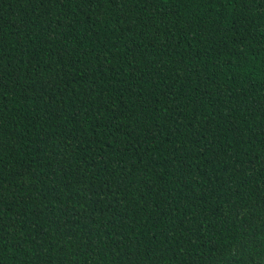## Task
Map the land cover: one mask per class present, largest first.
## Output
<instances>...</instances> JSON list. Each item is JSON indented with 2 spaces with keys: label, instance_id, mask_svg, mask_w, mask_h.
<instances>
[{
  "label": "trees",
  "instance_id": "16d2710c",
  "mask_svg": "<svg viewBox=\"0 0 264 264\" xmlns=\"http://www.w3.org/2000/svg\"><path fill=\"white\" fill-rule=\"evenodd\" d=\"M0 264H264V0H0Z\"/></svg>",
  "mask_w": 264,
  "mask_h": 264
}]
</instances>
